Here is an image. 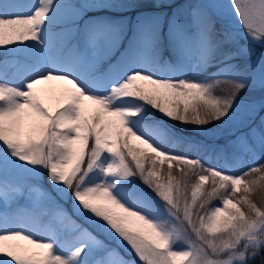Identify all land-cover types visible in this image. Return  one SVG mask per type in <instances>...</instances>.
<instances>
[{
	"label": "snow or ice",
	"instance_id": "snow-or-ice-1",
	"mask_svg": "<svg viewBox=\"0 0 264 264\" xmlns=\"http://www.w3.org/2000/svg\"><path fill=\"white\" fill-rule=\"evenodd\" d=\"M174 5L0 0V264H264V0Z\"/></svg>",
	"mask_w": 264,
	"mask_h": 264
},
{
	"label": "trees",
	"instance_id": "trees-1",
	"mask_svg": "<svg viewBox=\"0 0 264 264\" xmlns=\"http://www.w3.org/2000/svg\"><path fill=\"white\" fill-rule=\"evenodd\" d=\"M176 9H178V11L187 13V11L189 10V7H175ZM170 10V9H168ZM169 12V11H168ZM223 25L220 24L219 22H216V27L217 29H220ZM241 44L244 43L243 40L240 41ZM117 55H119V53H117ZM168 53L167 51L165 52V56H167ZM252 57H238L236 60H234L232 63L237 65L238 68L243 72V71H250V65H251V59ZM209 72H214L216 71L215 68H211L208 70ZM222 88H224L225 90L229 87L228 85H222ZM217 95H222L224 94L223 92H221L219 89L216 92ZM262 100H264V92H261L259 89H253V88H245L244 90H241V92L239 93V95L237 96V103L239 104V109H240V113H244L245 111H247L248 107L250 105L253 104H259ZM263 112V110H260L255 118V120L252 122H258V117L260 116V114ZM177 127L179 128V126L177 125ZM189 129H192L193 131H189L184 133V135H188L189 137H192L196 140L199 141H203L205 144L207 145H214L217 147V150H219V148H224L226 153H231L233 151L232 146H229L228 142L230 140H234L235 139V135H233V129H234V125L233 124H225V125H221L220 122L218 121H213L211 124L209 125H205L203 127L208 128V129H213L215 130V134L212 135L210 134V136L206 137L204 135L199 134L197 131H194V129H196L197 126L194 125H188L187 126ZM247 132L248 129L247 128H240L239 131L236 132V134H239V132ZM230 140H226V138H229ZM212 160L213 163H217L215 154H212ZM258 162H264V161H258ZM219 164H223V160L219 161ZM166 167V165H165ZM43 183L46 187H48V181H47V174L45 173L42 177ZM139 183V181H138ZM143 187V185H142ZM146 191H148L147 188H145ZM254 199H256L258 202L260 200L259 196L254 197ZM218 203V201H214L213 203ZM65 207H67L69 209V211L71 212V204L70 202L68 204L65 205Z\"/></svg>",
	"mask_w": 264,
	"mask_h": 264
},
{
	"label": "rangeland",
	"instance_id": "rangeland-1",
	"mask_svg": "<svg viewBox=\"0 0 264 264\" xmlns=\"http://www.w3.org/2000/svg\"><path fill=\"white\" fill-rule=\"evenodd\" d=\"M176 1H177V0H175V3H176ZM185 1H188V2H189L190 0H185ZM192 1H193L194 3H196L194 0H192ZM221 2H222V1H221ZM212 3H216V2L213 1ZM222 3H223L222 5H228L229 0H228V1H225V2H222ZM185 4H186L185 2H181V3H180V6L183 7ZM196 4H199V3H196ZM219 4H221V3H219ZM175 7H178V6L175 5L173 10L178 11V9H176ZM186 7H189V5H187ZM165 11L168 12V11H172V10L165 9ZM262 51H264V49L259 48V46H255V47H254V53H255V55L252 56V58H251L252 61L255 60V58H256L257 56H259V55L261 54ZM252 61H251V64H252ZM263 116H264V114H263ZM228 140H230V139H228ZM81 223H83V222H81ZM85 227H89L90 230L94 231V229H92L90 225L85 224ZM95 234L98 235L101 239H105V242H106V243L109 242V241H107L106 238H105L104 236H102L100 233H95ZM138 264H139V262H138Z\"/></svg>",
	"mask_w": 264,
	"mask_h": 264
}]
</instances>
